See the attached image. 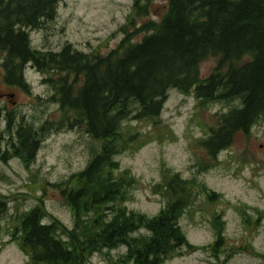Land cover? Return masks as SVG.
Listing matches in <instances>:
<instances>
[{"label":"trees","instance_id":"1","mask_svg":"<svg viewBox=\"0 0 264 264\" xmlns=\"http://www.w3.org/2000/svg\"><path fill=\"white\" fill-rule=\"evenodd\" d=\"M59 1L0 0L3 79L29 90L25 70L33 66L54 91L62 116L58 124L83 126L100 148L83 170L54 184L74 214V226L50 215L40 200L18 215L12 239L29 256V264H89L95 253L120 246L126 247L120 264H163L184 247L198 249L179 223L205 190L198 181L167 174L155 185L166 203L153 216L126 206L139 179L129 169L121 170L116 159L135 139L124 122L156 121L169 90L176 88L193 92L202 104L238 101L200 139L210 157L230 147L238 133H249L264 115V0H168L159 20L142 23L151 0H135L119 29L123 39L106 54L85 52L70 42L60 50L32 45L30 30L53 19ZM140 33L142 38L135 40ZM210 57L217 64L203 77L200 64ZM48 124L56 126L50 120L38 128L13 126L7 147L0 132V159L11 154L29 166ZM216 197L210 192V200ZM8 209L9 198L0 191V220ZM224 222L215 216L216 238L206 246L218 258L226 240Z\"/></svg>","mask_w":264,"mask_h":264},{"label":"rangeland","instance_id":"2","mask_svg":"<svg viewBox=\"0 0 264 264\" xmlns=\"http://www.w3.org/2000/svg\"><path fill=\"white\" fill-rule=\"evenodd\" d=\"M135 0H60L56 16L41 28L30 30L31 43L44 50H60L67 43L85 52L106 54L124 37L119 31L132 12ZM168 0H151L150 14L140 19L159 20ZM140 33L135 40H140ZM0 51V132L3 145L9 146L12 127L19 124L41 127L51 125L41 142L36 159L27 166L18 156L0 159V191L9 198V209L0 220V264H29V256L12 239L11 229L18 215L40 203L66 226H74V214L55 183L83 170L100 142L83 126L70 127L62 120L59 103L44 75L28 65L25 78L29 90L4 82ZM217 64L210 57L200 64L201 75L208 76ZM238 101H212L202 104L193 92L176 88L168 92L161 115L156 119L130 118L124 122L127 133L134 134L130 147L116 156L121 170L129 169L138 185L126 202L129 210L157 214L166 199L155 185L167 174L179 173L205 186L180 218L188 240L197 246L180 249L163 264H264V115L249 133L240 132L227 149L215 158L199 144L219 116ZM8 119L12 126L8 127ZM54 124V125H55ZM15 130V129H14ZM216 192L215 200L209 199ZM219 215L225 224V244L219 258L206 246L215 241L213 226ZM125 246L95 253L89 264H120ZM113 263V264H114Z\"/></svg>","mask_w":264,"mask_h":264}]
</instances>
